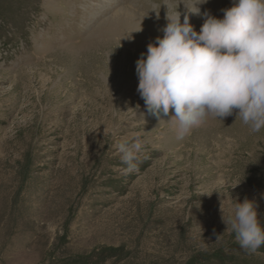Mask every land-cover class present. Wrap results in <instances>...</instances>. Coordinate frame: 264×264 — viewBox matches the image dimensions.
Returning a JSON list of instances; mask_svg holds the SVG:
<instances>
[{
  "label": "rangeland",
  "instance_id": "rangeland-1",
  "mask_svg": "<svg viewBox=\"0 0 264 264\" xmlns=\"http://www.w3.org/2000/svg\"><path fill=\"white\" fill-rule=\"evenodd\" d=\"M166 3L183 22L180 0H0V264H264L221 213L255 200L264 226V129L233 114L177 139L137 91Z\"/></svg>",
  "mask_w": 264,
  "mask_h": 264
},
{
  "label": "clouds",
  "instance_id": "clouds-1",
  "mask_svg": "<svg viewBox=\"0 0 264 264\" xmlns=\"http://www.w3.org/2000/svg\"><path fill=\"white\" fill-rule=\"evenodd\" d=\"M206 2L194 0L189 6L180 0L187 10L183 22L179 6L170 12L171 5L163 4L167 8L164 35L150 42L146 58L142 54L137 61V91L151 115L160 121L162 115H171L167 121L177 139L209 117L224 121L233 114L258 133L264 129V0H238L222 10L223 18L204 12V22L196 31L189 14L199 15L197 4ZM117 147L126 174L136 171L140 139L124 137ZM257 208L255 200L235 199L225 217L221 207L226 229L249 254L264 245Z\"/></svg>",
  "mask_w": 264,
  "mask_h": 264
}]
</instances>
